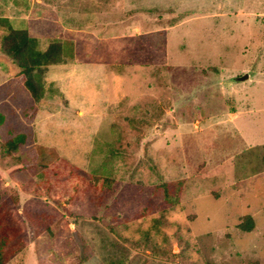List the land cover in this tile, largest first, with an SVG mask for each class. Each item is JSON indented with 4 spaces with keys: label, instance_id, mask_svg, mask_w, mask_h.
Returning a JSON list of instances; mask_svg holds the SVG:
<instances>
[{
    "label": "rangeland",
    "instance_id": "374dc122",
    "mask_svg": "<svg viewBox=\"0 0 264 264\" xmlns=\"http://www.w3.org/2000/svg\"><path fill=\"white\" fill-rule=\"evenodd\" d=\"M0 17L63 49L34 74L37 112L0 53V204L20 229L3 264H264V0H0Z\"/></svg>",
    "mask_w": 264,
    "mask_h": 264
},
{
    "label": "trees",
    "instance_id": "16d2710c",
    "mask_svg": "<svg viewBox=\"0 0 264 264\" xmlns=\"http://www.w3.org/2000/svg\"><path fill=\"white\" fill-rule=\"evenodd\" d=\"M0 27L6 31L0 40V53L6 56L16 66L18 72L15 76H21L23 78L22 80L29 92V97L32 102L37 104L43 98L44 92L35 79L34 74L44 76L47 72V67L63 62L62 45L58 41L51 42L41 51L38 50V39L26 30L14 29L7 17H0ZM2 148L6 151H11L17 149L18 146L16 142L8 141L2 143ZM8 208L10 207L6 203L0 204V264H3L5 259L14 252L10 242L12 243L11 239L20 234L19 227L8 221L10 215ZM42 212L35 215L29 213L28 215L37 233L48 230L45 228L47 226L45 219L46 211L44 213ZM247 222L245 224L244 222L241 223L240 226L248 230L251 222ZM6 246L9 247L5 248Z\"/></svg>",
    "mask_w": 264,
    "mask_h": 264
},
{
    "label": "crops",
    "instance_id": "0c3cea01",
    "mask_svg": "<svg viewBox=\"0 0 264 264\" xmlns=\"http://www.w3.org/2000/svg\"><path fill=\"white\" fill-rule=\"evenodd\" d=\"M17 72H18V70L15 71L14 76L17 74ZM42 99H43V98H42ZM42 99H41V100H42ZM41 100H40V101H41ZM40 101H38L37 104H36L35 112H37V111L39 110V108H40Z\"/></svg>",
    "mask_w": 264,
    "mask_h": 264
},
{
    "label": "water",
    "instance_id": "95a60500",
    "mask_svg": "<svg viewBox=\"0 0 264 264\" xmlns=\"http://www.w3.org/2000/svg\"><path fill=\"white\" fill-rule=\"evenodd\" d=\"M247 75H244V78L246 77Z\"/></svg>",
    "mask_w": 264,
    "mask_h": 264
}]
</instances>
